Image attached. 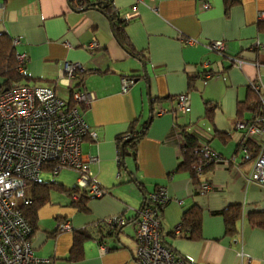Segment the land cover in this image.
<instances>
[{
	"label": "crops",
	"instance_id": "obj_1",
	"mask_svg": "<svg viewBox=\"0 0 264 264\" xmlns=\"http://www.w3.org/2000/svg\"><path fill=\"white\" fill-rule=\"evenodd\" d=\"M87 4L0 0V33L18 38L16 51L27 58L24 85L53 88L64 100L77 90L94 96L84 115L97 139L86 136L81 151L96 157L89 167L105 194L89 196L81 210L71 195L51 189L37 211L34 254L51 264H139L138 210L148 193L164 186L169 200L161 211V237L186 264H264V226L258 225L264 220V186L248 179L254 158L240 150L244 135L236 126L252 118L250 111H239L250 89L264 100V0H112L125 45L104 12ZM183 36L195 42L184 43ZM92 38L97 48H89ZM213 40L224 41L223 53L207 49ZM65 62L81 65L72 80L65 78ZM122 78L133 80L126 92ZM182 93H189L191 109L177 114L174 107ZM206 102L212 106L210 115ZM148 119L135 151L119 167L117 137L131 126L141 131ZM181 127L223 159L203 175L211 185L208 192L188 171L177 170L182 137L173 128L181 132ZM71 171L40 179L71 188L78 176ZM234 204L240 217L232 237L225 234L222 211ZM193 205L202 210L200 236L176 234L183 211ZM115 215L128 221L104 237L106 251L89 237L82 243V257L69 259L73 230ZM65 221L71 230L60 228Z\"/></svg>",
	"mask_w": 264,
	"mask_h": 264
},
{
	"label": "built area",
	"instance_id": "obj_2",
	"mask_svg": "<svg viewBox=\"0 0 264 264\" xmlns=\"http://www.w3.org/2000/svg\"><path fill=\"white\" fill-rule=\"evenodd\" d=\"M203 6L208 8V1H203ZM182 40L184 43L195 42L193 38L184 36ZM18 41L16 37L12 39L13 44ZM98 46L95 38H92L89 48ZM206 47L220 54L225 51L222 40L209 41ZM16 62L17 70L24 72L26 56L17 53ZM63 69L67 80H72L82 70L79 63L73 62H65ZM132 82L130 78H122V91L126 92ZM71 96V100H64L53 88L24 84L13 85L0 92V264H51L50 259L34 254L32 227L21 210L22 205L31 203L25 190L27 183L39 181L43 167L52 164L51 173H57L62 168L75 170L78 174L75 185L79 190L93 197L105 194L103 188L93 180V172L89 167L96 157L81 151V143L86 136L97 139L96 130L89 125L84 115L85 108L94 96L86 90L73 91ZM259 99L264 111L263 97L259 96ZM190 109L189 93L179 94L174 112L186 114ZM236 126L244 135L239 144L243 154L249 153L248 143L256 147L248 179L264 186V113L253 122L238 121ZM173 133L180 135L183 141V135L177 128H173ZM203 150L214 166L222 163L220 154L208 144H203ZM203 175L199 174V189L208 192L211 185ZM78 198L79 193L72 194V199ZM168 200L166 188L159 186L145 196L138 210L135 220V258L139 264H185L183 258L163 243L161 237L160 216ZM126 223L123 215H115L85 226L97 240L99 250L104 252L108 249L103 244L104 237L120 230ZM60 228L71 230L72 226L65 221ZM178 231L177 226L174 232Z\"/></svg>",
	"mask_w": 264,
	"mask_h": 264
},
{
	"label": "trees",
	"instance_id": "obj_3",
	"mask_svg": "<svg viewBox=\"0 0 264 264\" xmlns=\"http://www.w3.org/2000/svg\"><path fill=\"white\" fill-rule=\"evenodd\" d=\"M81 1H87L88 6L97 7L103 11L111 21L113 32L117 40L120 43H125L122 20L118 18L119 15L112 5V0H97L95 2L90 0ZM16 55L17 51L15 45L12 43V38H10L6 33H0V92H3L5 89L10 88L13 85L24 84L23 81L27 79L25 72H19L17 70ZM238 58H240V56ZM206 104V113L210 115L212 106L209 102H206ZM245 110H248L252 113V118L247 122H253L256 117H260L264 113L259 96L252 89L249 90L247 101L239 105L240 113H243ZM149 120L150 119L145 122L141 131H135L134 127L131 126L130 132L117 137L116 144L119 167L123 164L124 156L135 151L136 143L141 135H143ZM180 129L183 135V141L180 146V158L177 170L188 171L194 183L199 184V174H206L210 169H213L215 167L214 162L209 161L208 156L203 150V145L196 140V138L188 131L187 128L181 127ZM248 145L249 153L245 155V157L254 158L256 147L251 143H248ZM52 169V164L43 167L44 171L50 172ZM27 186L29 188L26 192L28 197L31 199V203L28 205H22L21 210L25 218L30 223L32 231L36 227L38 208L49 199V192L51 189L65 191L71 195V197L73 193H79V198L74 200V202L76 208L81 210H85V203L89 199V196L86 194V192L84 190H79L76 185L71 188H64L61 184L54 181L40 179L37 182L27 183ZM222 215L224 219L225 234L235 237L238 233L237 221L240 217L239 205L234 204L229 206L222 211ZM201 217L202 210L197 205H193L184 210L178 225L179 231L176 234H181V236L186 237H199L201 234ZM258 225L263 227L264 220L259 221ZM73 231L74 236L69 259H80L83 255V241L86 238L92 236L90 235L86 226H83L80 229L76 228Z\"/></svg>",
	"mask_w": 264,
	"mask_h": 264
},
{
	"label": "rangeland",
	"instance_id": "obj_4",
	"mask_svg": "<svg viewBox=\"0 0 264 264\" xmlns=\"http://www.w3.org/2000/svg\"><path fill=\"white\" fill-rule=\"evenodd\" d=\"M62 170H66V172H71V173H73L71 170L72 169H69V168H62V169H60L58 172H60V171H62ZM41 177L43 178V179H54V178H56V177H58V175H57V173H51V172H48V171H43L42 173H41ZM29 187L28 186H26V188H25V190H27ZM19 200V199H18Z\"/></svg>",
	"mask_w": 264,
	"mask_h": 264
}]
</instances>
